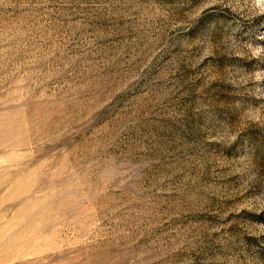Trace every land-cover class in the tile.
<instances>
[{"label": "rangeland", "instance_id": "obj_1", "mask_svg": "<svg viewBox=\"0 0 264 264\" xmlns=\"http://www.w3.org/2000/svg\"><path fill=\"white\" fill-rule=\"evenodd\" d=\"M0 264H264V0H0Z\"/></svg>", "mask_w": 264, "mask_h": 264}]
</instances>
